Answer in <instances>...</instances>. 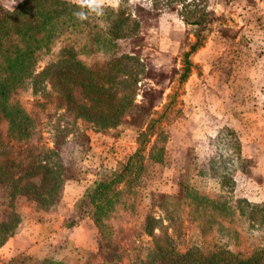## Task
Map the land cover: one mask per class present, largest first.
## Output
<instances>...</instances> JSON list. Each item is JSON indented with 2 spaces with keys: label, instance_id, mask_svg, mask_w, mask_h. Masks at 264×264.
I'll list each match as a JSON object with an SVG mask.
<instances>
[{
  "label": "trees",
  "instance_id": "trees-1",
  "mask_svg": "<svg viewBox=\"0 0 264 264\" xmlns=\"http://www.w3.org/2000/svg\"><path fill=\"white\" fill-rule=\"evenodd\" d=\"M185 2L154 0L150 9L162 11ZM203 3L189 0L192 11L180 14L197 30L183 55L180 82L190 75L189 57L203 47L204 33L215 20L202 9ZM138 28L128 0H120L117 8L68 0H22L12 10L0 7V185L9 197H23L39 211L53 213L64 183L61 153L67 136L80 139L85 153L88 132L118 130V138L136 141V151L117 173L87 187L74 205L79 218L89 217L97 228L95 255L110 250L112 264L127 255L131 264H264V203L225 195L211 198L181 181L172 195L148 193L151 208L160 210L167 226L146 216L144 231L150 242L131 251L114 245L113 226L133 217L146 164L165 165L169 138L158 126L165 112L155 119V111L135 101L145 73L139 47L129 43ZM26 95L35 99L30 107L23 101ZM49 105L51 148L35 118ZM225 135L232 161L244 167L249 161L241 157L235 132L227 129ZM23 222L24 217L8 213L0 224V247L24 230ZM184 223L194 227L198 239L186 247ZM258 234L259 240L251 243L249 237L255 240ZM245 238L248 246L242 245Z\"/></svg>",
  "mask_w": 264,
  "mask_h": 264
},
{
  "label": "rangeland",
  "instance_id": "rangeland-1",
  "mask_svg": "<svg viewBox=\"0 0 264 264\" xmlns=\"http://www.w3.org/2000/svg\"><path fill=\"white\" fill-rule=\"evenodd\" d=\"M20 1L0 0V7L12 10ZM68 1L113 8L120 5V0ZM153 1L128 0L131 13L139 23L138 32L129 43L139 47V56L145 60V73L137 84L135 101L155 111V119L165 112L158 126L169 138L165 165L146 164L133 217L128 223L113 226L114 245L128 251L134 245L152 240L144 231L146 216L162 220L164 227L168 224L158 208H151L148 193L172 195L180 181L211 198L225 195L234 200L264 203V142L260 144L264 130L255 132L254 129L255 126L264 128V0H204L202 9L212 13L215 20L204 33L203 49L189 57L191 72L183 82H180L183 55L195 42L197 30L179 16L193 8L187 6L189 0H186L184 6L154 11L150 9ZM34 100L32 95L23 98L28 107ZM52 113L50 105L35 113L50 148ZM227 129L235 132L239 144L244 134L253 133L261 145L258 157L244 158L240 145L241 157L249 163L243 167L232 161L233 150L225 135ZM117 133L118 130L88 132L89 150L85 153L80 139L67 136L61 153L64 183L53 213L39 211L23 197H9L7 189L0 185V224L6 221L8 213L15 212L24 217L23 231L29 236L42 238L60 225L66 227L62 237L46 244L50 251V258H45L47 263L60 260L64 264H112L106 247L95 255L97 228L89 217L80 219L74 209L81 197L68 204L64 192L66 187H89V182L92 185L99 179H108L122 168L136 151L137 144L132 138H118ZM70 223L73 225L68 227ZM184 227L186 247L198 239L194 227L187 223ZM76 235L81 240L88 235L84 247H74L72 241ZM259 237L260 234L255 240L251 237L249 240L257 242ZM245 239L242 245L248 246ZM62 254L65 256L61 257ZM45 261L17 255L9 264ZM120 264H131L130 257L123 256Z\"/></svg>",
  "mask_w": 264,
  "mask_h": 264
},
{
  "label": "crops",
  "instance_id": "crops-1",
  "mask_svg": "<svg viewBox=\"0 0 264 264\" xmlns=\"http://www.w3.org/2000/svg\"><path fill=\"white\" fill-rule=\"evenodd\" d=\"M203 47L200 49H203ZM254 129L255 132L257 129L264 130V128H261L260 126H255ZM240 141L242 156L244 158L250 159L258 157V152L260 151L261 146L260 144H262L264 140H262V142H260V144L258 145V143L256 142V137L253 136V133H248L247 136L244 134V137L241 138ZM88 184V186H90L91 182H89ZM86 188L87 186L83 187L82 189L74 186H72L70 189L66 187V191L64 192V199L66 198V202L68 204H73L78 198L83 195V192ZM66 229V227L60 225L56 227V229H54L56 231L52 233L48 231L49 233H47V235L42 238L26 235L24 234V231L18 233L13 237H10L7 242L2 247H0V264H9V262L17 255H22L25 257H36L40 258L41 260L50 258V251L47 250V248L49 247H47L46 244L55 239V237H62ZM64 239L66 238L64 237ZM87 239L88 235H86L82 240L79 238V235H76L72 243L74 244V247L82 248L85 246L84 243ZM64 256L65 255L62 254L61 257Z\"/></svg>",
  "mask_w": 264,
  "mask_h": 264
}]
</instances>
